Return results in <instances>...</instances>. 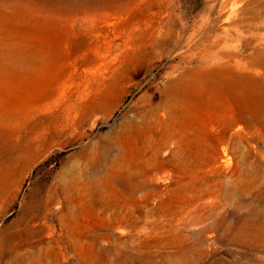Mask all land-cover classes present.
Listing matches in <instances>:
<instances>
[{"label": "rangeland", "instance_id": "1", "mask_svg": "<svg viewBox=\"0 0 264 264\" xmlns=\"http://www.w3.org/2000/svg\"><path fill=\"white\" fill-rule=\"evenodd\" d=\"M177 88L189 103L161 117L186 129L162 156L180 145L181 163L149 151L129 165L142 186L127 207L95 213L66 191L103 179L119 147L96 168L102 147L123 126L148 131ZM39 252L264 264V0H0V264Z\"/></svg>", "mask_w": 264, "mask_h": 264}, {"label": "bare ground", "instance_id": "2", "mask_svg": "<svg viewBox=\"0 0 264 264\" xmlns=\"http://www.w3.org/2000/svg\"><path fill=\"white\" fill-rule=\"evenodd\" d=\"M175 91L181 98L177 97L178 99L173 100V102L167 101L162 105L154 107L151 111L150 120L147 121L148 131L142 128H127L123 126L114 134L112 143L102 147L96 168L103 165L114 145L119 147V152L116 153L115 157L109 163L107 168L108 172L103 179H87L82 182L80 181V173V175L78 174V176H75V178L67 184L66 191L77 190L80 201L83 204H90L91 207L94 208L95 213L104 211L108 207H111V205L116 207H127L136 203L134 202V193L142 186V183L137 182L134 177H126L125 173L129 165H134L142 161L149 151H152L163 168L181 163L182 159L186 157L185 154L187 152L180 147L179 144L178 147L173 149L172 155L169 158H164L162 156V153L168 150L167 148L170 143H174L177 140V133L186 129L185 123H175L173 117L168 121L163 120L161 117V110H166L169 113L177 107L178 103H180V105L182 103H189V98L183 95L180 88L175 89ZM163 122L167 124L168 132L163 138H159L156 136L155 131H157V127ZM177 142L179 143V141ZM123 177L126 178L124 179ZM53 196H55V194H52V198H54ZM77 200L78 199L73 196L67 199L68 205L72 207L71 210L75 207ZM121 202H123V204H121ZM70 215L71 217L69 215L64 217L65 221L69 220L68 217L72 218V220L75 219L74 212H71ZM126 257H134V254L128 253ZM29 260L33 264H46L41 252L30 256Z\"/></svg>", "mask_w": 264, "mask_h": 264}]
</instances>
